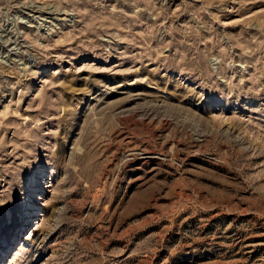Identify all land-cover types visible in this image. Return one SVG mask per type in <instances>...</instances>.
<instances>
[{
    "label": "rangeland",
    "instance_id": "rangeland-1",
    "mask_svg": "<svg viewBox=\"0 0 264 264\" xmlns=\"http://www.w3.org/2000/svg\"><path fill=\"white\" fill-rule=\"evenodd\" d=\"M0 264H264V0H0Z\"/></svg>",
    "mask_w": 264,
    "mask_h": 264
}]
</instances>
